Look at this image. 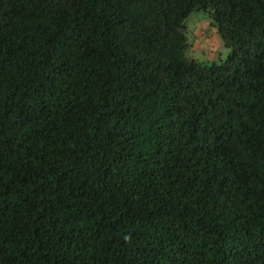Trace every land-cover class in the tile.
I'll use <instances>...</instances> for the list:
<instances>
[{"label":"trees","instance_id":"obj_1","mask_svg":"<svg viewBox=\"0 0 264 264\" xmlns=\"http://www.w3.org/2000/svg\"><path fill=\"white\" fill-rule=\"evenodd\" d=\"M0 264H264V0H0Z\"/></svg>","mask_w":264,"mask_h":264},{"label":"rangeland","instance_id":"obj_2","mask_svg":"<svg viewBox=\"0 0 264 264\" xmlns=\"http://www.w3.org/2000/svg\"><path fill=\"white\" fill-rule=\"evenodd\" d=\"M187 35L191 44L189 55L202 62L210 63L225 59L229 49L223 44L215 28L209 24L202 11L192 12L186 20Z\"/></svg>","mask_w":264,"mask_h":264}]
</instances>
